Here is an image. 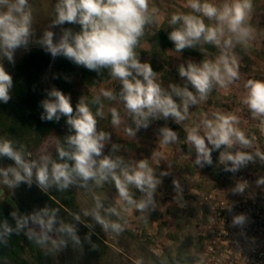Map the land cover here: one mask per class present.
<instances>
[{
	"label": "rangeland",
	"instance_id": "1",
	"mask_svg": "<svg viewBox=\"0 0 264 264\" xmlns=\"http://www.w3.org/2000/svg\"><path fill=\"white\" fill-rule=\"evenodd\" d=\"M200 2L203 3L205 0ZM207 2L222 8L224 4L231 5L235 0ZM58 3L59 0H28L31 25L27 42L12 50L11 60L3 50H0V66H3L12 79L13 65L19 62L25 53L33 48L45 49L52 60L42 79L45 89L50 92L59 90L69 96L70 103L75 109L81 100L90 109L80 65L63 66L61 63L65 60L64 55L53 56L43 43L44 35L48 31L53 33V44L60 42L66 30L72 35L81 31L79 24L54 23L58 16L56 11ZM148 5L149 20L144 26L142 37L150 35L160 27L180 28L179 23L171 24L173 14L194 15L202 19L206 26L218 25L214 18L209 19L190 8L189 0H148ZM251 5L242 25L249 30L247 37L237 40L235 34L225 28L220 47L207 43L217 49V58L226 53L229 58L235 59L238 78L231 83L226 82L224 86L213 82L204 99L200 98L186 77L179 75L181 66L186 68L189 63L201 65L196 57L184 55L174 48H162L157 42L153 43L144 55L140 48H134L137 59L141 63L150 64L156 74V82L166 94L172 90V86H177L180 82H188L193 88L196 103H189L185 119L179 123L172 116L164 118L157 114L147 118L145 121L147 127L143 124L137 127L133 115L126 109L121 98L122 83L118 78L111 77L107 82L89 85V93L99 105L100 112L112 115L111 110L116 109L120 118V123L114 125V133L103 141L104 147L100 156L94 157L97 166L99 159L105 157L118 161L120 166L115 172L123 179L121 169L127 168L131 173L139 161L146 160L152 169L153 178L158 181L156 187L151 190V201L143 210L137 208L136 204L148 201L147 191L142 192L134 184L128 185V191L135 201L134 204H129L120 197L110 174L106 180H100L97 176L95 179L84 181L80 177L71 185L74 201L63 207L60 204L53 205L46 199V195L55 190V183L41 188L36 179V168H33L31 183L27 180L16 182L11 171H8L7 176L0 172V203L7 209L4 210V214L10 219L20 218L26 221V231L33 232L34 236L31 237V242L37 245L34 247L36 251L33 258L16 251L13 254L14 259H4L3 264H171L170 260L177 257L185 248L192 264L193 256L190 254L191 247H194L192 240L200 226L205 224L207 216V207L205 204L200 206L201 200L196 199L207 196L214 187L219 190L230 188L240 170L245 169L248 176H251L253 171L248 163L236 171H228L226 169L231 168V162H221L219 159L218 164L222 168L221 172H218L219 176L213 177V174L204 173L205 163L203 161L201 164L196 163L195 145L187 139L189 130L196 128L197 134L204 137L208 145L204 121L213 120L217 113L235 115L238 119L234 127L243 131L247 139H250L251 135L257 137L259 147L264 151V116H254L244 102L248 94L247 82L264 81V0H251ZM228 38L232 39V44L224 47L223 40ZM204 43L206 42L201 39L200 44ZM235 47L243 48L245 56L236 54ZM103 91H111L114 98L105 97ZM181 99L182 102L178 106L183 112V98ZM63 117L61 115L60 119ZM156 120H162L165 128L170 124L178 125L181 131H175L177 139L162 144L161 129L152 131L150 127ZM128 129L132 130V134H129ZM96 130L97 133L100 132L99 129ZM183 143L191 148L190 155L180 153L179 146ZM55 146V136H49L42 145L28 153L31 160L39 166L44 156L52 161ZM251 146L252 143L248 147H243L234 142L231 147L226 148L227 152L233 155L237 152L252 154ZM71 149L74 150L73 146ZM261 156H264V152L257 156L264 170V159H261ZM26 158L25 156L24 160ZM48 167L51 171L50 163ZM10 168L20 171L13 159L0 156V169L7 171ZM196 192L200 195L197 196ZM6 198L11 200L13 208L5 202ZM104 198L114 204L112 209L102 206L101 200ZM45 209L48 210V215H44ZM53 211L55 219L50 231L42 228L33 219L39 215L41 219L47 221ZM0 213H3L2 207ZM95 213L108 222L107 229L95 219ZM113 223L121 226L119 231L111 227ZM64 225L74 228L78 242L68 232L60 230ZM43 235L48 238L38 243V239ZM13 244L16 246L17 241H13Z\"/></svg>",
	"mask_w": 264,
	"mask_h": 264
},
{
	"label": "clouds",
	"instance_id": "2",
	"mask_svg": "<svg viewBox=\"0 0 264 264\" xmlns=\"http://www.w3.org/2000/svg\"><path fill=\"white\" fill-rule=\"evenodd\" d=\"M148 0H59L56 5L58 13L55 24L65 22L79 24L81 31L72 35L68 30L64 32L58 44H53V33H45L43 43L53 56L62 54L78 65H83L89 70L110 68L111 75L118 78L122 83L121 98L125 107L135 119L137 127L142 124L147 127L145 121L149 116L162 115L164 118L172 116L176 122L185 119L189 103H196V97L185 87L183 89L172 86L176 96L183 98V112L173 100L172 96L166 94L155 80V73L148 63H141L134 52L138 38L143 34L144 26L148 22ZM189 7L209 19H215L218 25L206 26L204 21L194 15L173 14L171 24L175 25L182 21V26L169 34V39L174 42L177 51L185 48H192L196 42L203 39L206 43L221 46L222 37L225 35V28L228 32L235 34L237 40H243L248 36L249 30L243 27L246 12L251 9V0H235L231 5L224 4L222 8L200 0H189ZM31 12L28 8V0H0V50L9 60L12 59V50L27 42L30 34ZM232 44V39H224V47ZM135 73V75L133 74ZM179 75L186 77L201 99H204L211 89L212 83L220 86L231 83L238 78V70L235 59L229 58L222 53L214 62L206 60L202 65L197 66L189 63L185 68H179ZM142 77V79L138 78ZM12 79L0 66V100L7 102L9 99L8 90L11 87ZM246 87L248 94L245 103L248 105L254 116H264V81L249 80ZM102 94L108 98H114L111 91H103ZM54 99L43 101L45 113L41 116L44 120L58 121L60 116L67 117V123L75 130V134L68 137V144L74 150L67 152L59 149L61 159L68 157L74 161L69 167L67 163L51 162L50 158L44 156L38 166L35 161H25L19 152L13 150L11 143L4 141L0 143V156H7L13 159L16 165L22 169L21 175L16 169L10 168L7 171L0 169L7 176L11 171L15 181L27 180L31 183L33 168H36V179L41 188L55 183L61 189L67 188L74 182V176L81 177L84 181L95 179H108L109 174L119 192L120 197L129 204L135 201L128 191V185L134 184L142 192L147 191L148 201H141L136 207L143 210L151 201L152 191L158 181L153 178L152 169L146 160L138 162L131 173L127 168L121 169V176L115 172L120 164L105 157L98 162L94 157L101 154L104 147L103 141L107 138L104 132L97 133V121L83 100L76 106L75 115L70 97L59 90L49 93ZM99 114V113H97ZM112 123H120L119 114L116 109L111 110ZM237 117L231 114H215L213 120H205L207 128L205 133L208 143L214 149L222 145L231 147L238 142L243 147H248L251 141L246 138L243 131L234 127ZM129 134L132 130L128 129ZM163 133L162 144H167L177 139L176 133L168 128L161 129ZM187 139L195 145L197 151V164H211V149L205 143V138L197 134V129L192 128L188 132ZM257 155H260L257 153ZM253 157L245 152H237L235 155L222 152L221 162L230 161L231 168L226 170L236 171L241 166L251 161ZM264 159V156H261ZM51 162V171L49 163ZM99 182V181H97ZM264 183V180L258 181ZM244 185H238L237 191L242 192ZM114 211V210H112ZM87 215V213H85ZM48 215V210H44ZM95 219L104 226L109 227L107 221L95 213ZM79 219V217H76ZM42 228L51 230L55 219V212L45 221L39 215L33 217ZM245 220L243 215L234 218L235 224H242ZM26 223V221H24ZM20 222L18 221V227ZM111 227L119 231L120 225L113 223ZM61 231H66L78 242L73 227L64 225ZM6 231H11L6 228ZM48 237L43 235L38 239L42 243Z\"/></svg>",
	"mask_w": 264,
	"mask_h": 264
},
{
	"label": "trees",
	"instance_id": "3",
	"mask_svg": "<svg viewBox=\"0 0 264 264\" xmlns=\"http://www.w3.org/2000/svg\"><path fill=\"white\" fill-rule=\"evenodd\" d=\"M178 23L182 26V21ZM176 29H178L177 26L157 28L150 35L146 34V37L140 36L136 47L140 48L143 55L148 51L149 47L156 42L159 43L162 48L175 49V44L169 39V34ZM200 42L201 40L196 42L192 48H185L184 50H181V52L184 55H192L196 57L198 63L201 65L206 60L214 61L217 59L218 51L215 46L207 43L201 45ZM234 51L240 56H245L243 48L235 47ZM51 62L52 60L49 52L42 48H33L25 53L19 62L13 65L12 84L8 90L9 99L7 102L0 100V136H2V142H10L13 150L19 152L23 159L29 151L42 145L46 138L49 136H55L56 146L51 162L67 163L69 167H72L74 161L68 159V157L61 159L59 156V149H63L67 152L73 151L68 144V137L74 135L75 130L68 125L67 117L64 116L58 121L55 119L51 121L41 119V116L45 113L42 106L43 101L54 99L49 95L50 91H47L42 84L43 76L51 65ZM61 64L63 66L69 65L71 67L76 65L74 61L67 57H65L64 62ZM80 73L86 86L90 111L93 113L97 121L96 128L99 129L100 132L106 133L107 138H109V136L114 133L112 115L100 112L99 105L89 93V85L110 80L112 77L111 69L100 68L98 70H89L85 66L80 65ZM176 87L181 89L186 87L188 91H191L192 93L194 92L188 82H180ZM168 94L172 96L177 105L181 104V97L176 96L172 90L169 91ZM73 109V114L75 115L76 109ZM150 127L152 131L158 130V128H165L162 120L154 121ZM168 129L173 132L181 131L180 127L176 124H170ZM207 147L211 149L212 163H205L204 173L208 175L213 174V177H217L219 176L218 172H221L222 169L218 164L220 154L222 152H227V148L225 145H222L219 149H214L210 143ZM179 150L180 153L185 155H190L191 153V148L186 143L181 144ZM100 160L101 159H99V161ZM73 176L74 182L80 178L75 174H73ZM73 183L64 189H61L55 184V190L50 191L46 195V199L56 206L59 204L63 207L69 206L70 202L74 201L71 194V185ZM5 202L13 208V203L10 199L6 198ZM101 204L104 207H108V209H112L114 206L113 203L105 198L101 200ZM1 207L3 213H0V264H3L4 259H14L13 254L16 251L18 253L21 251V253H25L29 257L34 256L36 251V248L34 247H37V245L31 242V237H34L32 236L33 232L26 231L27 225L20 218H8V216L4 214V210L7 211V209L0 203V208ZM18 221L20 222L19 227ZM6 228L11 231H6ZM13 241H17L16 246L13 244ZM170 263L190 264L191 259L187 255L186 248L183 249L177 257L172 258Z\"/></svg>",
	"mask_w": 264,
	"mask_h": 264
},
{
	"label": "built area",
	"instance_id": "4",
	"mask_svg": "<svg viewBox=\"0 0 264 264\" xmlns=\"http://www.w3.org/2000/svg\"><path fill=\"white\" fill-rule=\"evenodd\" d=\"M249 140L253 159L247 163L253 174L240 170L230 188L214 187L207 196L196 199L207 207V216L192 240V264H264V183H258L264 180V170L257 158L264 151L257 137L251 135ZM26 157L31 163V155ZM19 172L24 175L22 169ZM241 184L242 192L237 191ZM240 215L244 222L235 224L234 218Z\"/></svg>",
	"mask_w": 264,
	"mask_h": 264
}]
</instances>
